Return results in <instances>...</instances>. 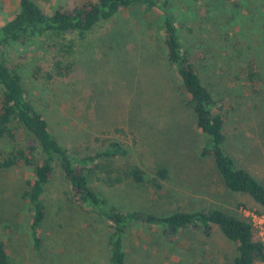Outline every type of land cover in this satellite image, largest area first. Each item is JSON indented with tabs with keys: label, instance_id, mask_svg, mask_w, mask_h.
Listing matches in <instances>:
<instances>
[{
	"label": "rangeland",
	"instance_id": "rangeland-1",
	"mask_svg": "<svg viewBox=\"0 0 264 264\" xmlns=\"http://www.w3.org/2000/svg\"><path fill=\"white\" fill-rule=\"evenodd\" d=\"M50 13L83 0H34ZM260 0H169L174 26L193 56L202 84L224 112L225 148L235 167L264 188V40ZM16 12V0H0V24ZM162 15L132 6L99 22L76 43L73 66L62 78L46 79L53 52L34 38L4 47L0 54L17 70L48 131L71 154L86 155L116 142L126 155L113 161L110 177L129 167L150 178L165 168L154 188L129 179L111 184L105 172L88 175L89 188L107 204L156 216L213 209L250 223L264 215L243 193L224 188L206 141L177 76L161 48ZM247 64L256 75L247 82ZM40 75H38V73ZM26 171L0 170V236L9 264H109L107 225L67 196L63 173L54 165L43 193L40 247L28 236L29 211L21 199ZM122 264H231L233 246L217 229L209 235L183 229L173 240L158 227L132 224L121 237Z\"/></svg>",
	"mask_w": 264,
	"mask_h": 264
},
{
	"label": "trees",
	"instance_id": "trees-1",
	"mask_svg": "<svg viewBox=\"0 0 264 264\" xmlns=\"http://www.w3.org/2000/svg\"><path fill=\"white\" fill-rule=\"evenodd\" d=\"M132 6L155 9L162 15V51L168 65L175 71L178 87L194 115L196 129L206 138L199 149V156L211 159L225 189L246 194L260 212H264V188L244 169L235 167L230 158L222 132V106L212 99L202 84L193 64L194 58L176 32L169 0H83L50 13L41 10L34 0H16V12L0 24V51L6 46L23 44L34 38L46 39L53 56L45 77L62 78L70 73L74 47L86 32L99 22L109 21L121 9ZM258 9L261 19L259 32L264 40V0H260ZM246 67V80L250 83L256 75L250 64ZM125 155V149L116 142L86 155L71 154L61 146L48 131L41 112L28 98L19 73L0 54V170L22 167L26 171L21 199L29 211L28 236L34 249L40 247L43 193L57 164L63 173L69 200L105 220L109 264L123 263L121 237L132 224L158 227L168 240L175 239L183 229L200 231L203 235L217 229L233 246L231 264L264 263V246L253 239L251 225L246 220L213 209L156 216L107 204L89 188V174L102 171L111 184L129 179L134 184L148 183L156 189L167 179L165 168H157L150 178L136 167H129L125 172L117 171L115 177H110L113 161ZM0 264H9L1 236Z\"/></svg>",
	"mask_w": 264,
	"mask_h": 264
},
{
	"label": "built area",
	"instance_id": "built-area-1",
	"mask_svg": "<svg viewBox=\"0 0 264 264\" xmlns=\"http://www.w3.org/2000/svg\"><path fill=\"white\" fill-rule=\"evenodd\" d=\"M254 226L256 227V229L258 231V235L260 237V242L264 246V215H262V216H260L254 220Z\"/></svg>",
	"mask_w": 264,
	"mask_h": 264
}]
</instances>
